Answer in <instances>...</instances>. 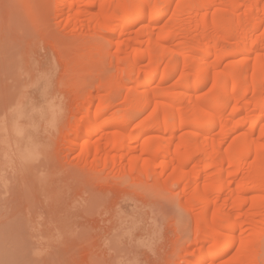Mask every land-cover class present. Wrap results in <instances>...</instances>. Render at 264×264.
Returning <instances> with one entry per match:
<instances>
[{"label":"bare ground","instance_id":"1","mask_svg":"<svg viewBox=\"0 0 264 264\" xmlns=\"http://www.w3.org/2000/svg\"><path fill=\"white\" fill-rule=\"evenodd\" d=\"M52 4V23L66 15L64 29L74 28L70 37L75 42L102 40L104 32L111 35L107 34L111 42L116 35L125 37L117 45V55H112L113 60L124 55L127 65L118 75V85H109L108 94L98 96L102 110L97 114L82 113L81 122L92 129L81 132L82 125L76 128L79 132L73 129L72 149L79 147L84 162L82 168L74 166L98 177L103 171L87 169L91 159L109 171L119 163L130 167L120 173L123 178L143 175L154 186L182 185V195L189 197L178 202L186 212L198 209L193 233L202 245L194 251L202 256L190 264H260L264 0H53ZM166 16L170 17L162 23ZM173 40L178 43L168 46ZM89 41L82 54L93 50ZM132 49L137 56L127 64ZM143 73H147L143 84L123 97L124 104L141 105V110L124 120L118 115L96 125L100 114L115 109L114 95L119 98L125 86L138 83ZM177 75L178 83L169 84V77ZM116 87H121L120 95L114 93ZM146 109L151 111L134 134L130 123ZM237 231L239 239L234 237Z\"/></svg>","mask_w":264,"mask_h":264},{"label":"rangeland","instance_id":"2","mask_svg":"<svg viewBox=\"0 0 264 264\" xmlns=\"http://www.w3.org/2000/svg\"><path fill=\"white\" fill-rule=\"evenodd\" d=\"M52 3L0 0V264H190L202 256L194 252L202 245L193 233L198 209L186 212L178 202L189 197L182 185L154 186L143 175L123 178L120 173L130 167L119 163L109 171L91 159L87 169L103 171L98 177L74 166L84 162L79 147L72 149L73 129H92L81 122L82 113L89 110L93 117L102 110L99 97L126 68L124 55L112 59L125 37L111 42L110 34L95 32L103 39L88 40L92 53L82 54L87 39L70 37L74 28L64 29L66 15L52 23ZM134 55L128 52L127 64ZM143 74L138 83L122 86L123 92L113 90L122 92L119 100L114 95L116 107L100 114L96 125L141 110L123 97L143 84ZM178 77H169V84ZM78 95L83 99L77 103ZM150 111L135 114L129 130L138 134ZM259 227L264 233V217ZM234 237L240 238L239 231ZM257 248L264 264V239Z\"/></svg>","mask_w":264,"mask_h":264}]
</instances>
